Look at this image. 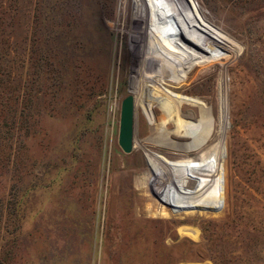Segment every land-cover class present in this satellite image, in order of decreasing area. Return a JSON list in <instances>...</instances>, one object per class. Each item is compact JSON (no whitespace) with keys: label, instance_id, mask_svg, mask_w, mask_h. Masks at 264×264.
Returning <instances> with one entry per match:
<instances>
[{"label":"rangeland","instance_id":"1","mask_svg":"<svg viewBox=\"0 0 264 264\" xmlns=\"http://www.w3.org/2000/svg\"><path fill=\"white\" fill-rule=\"evenodd\" d=\"M0 264H264V0H0Z\"/></svg>","mask_w":264,"mask_h":264},{"label":"bare ground","instance_id":"2","mask_svg":"<svg viewBox=\"0 0 264 264\" xmlns=\"http://www.w3.org/2000/svg\"><path fill=\"white\" fill-rule=\"evenodd\" d=\"M128 12L129 11H127V5H125L122 13H123L124 18H125V23L128 20H130L129 48H130L131 55H132L131 75L134 77V81H135V79L138 78V75L140 74L141 69L138 68V66L142 64V61L136 57V56H138L137 51L133 50V45H132L131 41L134 37L136 38L139 45L141 46L139 50H140V53L142 55H139V56L142 57L144 60L146 59V61L148 62L145 65L147 68H149V69L152 68L155 71H162V72H166V70H171L172 68H176V69H178L177 67L182 68L183 67V60L178 59L177 61H175V59L170 57V56L184 57V55L180 51L176 50L173 47H171L172 48L171 50H167L168 48H170L171 44L166 42L165 39L163 37H161L159 34L154 33V31H151L148 28L142 27L138 33H135L133 31L134 30L133 28H135L137 26V23L136 24L134 23V20L136 19L135 7H133V9L131 10L130 15L128 14ZM188 20H190V19H188ZM188 23H186V24H188ZM181 28H183V30L187 34H193L195 36V38H197L196 44L200 48H202L204 46L205 41H206L205 38L207 37L208 34H210L209 31L204 29L203 24L199 21H198L197 25L195 26V28H192V32H188L185 29L183 24H181ZM187 29H188V27H187ZM144 38L148 39L145 42V45L147 48L143 45L144 44L143 43ZM151 40L156 42V44L155 43L153 44V42H151ZM157 45H159L162 48H160ZM141 49H143L144 51H141ZM186 60H188V59L186 58ZM105 63H107V61L104 62V66L106 65ZM134 83H135L134 87H133V94L134 95H132V94L128 95L132 98V111H133L132 129H133L134 120H135L136 124H142L141 116L143 115L144 110L146 108V105L148 104V101H149L147 99V97L145 98V96H143L141 94L140 90L137 88L136 82H134ZM172 85L173 84L170 83L169 88H174ZM151 95L152 96H160V95H156L155 93H152ZM164 95H168V94H164ZM170 96H175V94H170ZM161 98H163L161 101L163 104L169 102L168 100L165 99L166 96H164V97L161 96ZM153 106H154V104L151 105V107H153ZM156 106H157V104H156ZM154 116H155V114H154ZM167 128H168V126H166V129Z\"/></svg>","mask_w":264,"mask_h":264},{"label":"water","instance_id":"3","mask_svg":"<svg viewBox=\"0 0 264 264\" xmlns=\"http://www.w3.org/2000/svg\"><path fill=\"white\" fill-rule=\"evenodd\" d=\"M132 98L127 96L122 101L121 106V117H120V129L118 136V143L123 151L130 152L132 149Z\"/></svg>","mask_w":264,"mask_h":264}]
</instances>
